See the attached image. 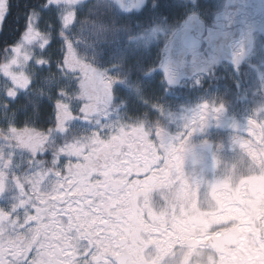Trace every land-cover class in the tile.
Instances as JSON below:
<instances>
[{
	"label": "rangeland",
	"instance_id": "obj_1",
	"mask_svg": "<svg viewBox=\"0 0 264 264\" xmlns=\"http://www.w3.org/2000/svg\"><path fill=\"white\" fill-rule=\"evenodd\" d=\"M73 2L91 8L89 18L78 17L69 31L74 54L79 53L81 59L103 71L121 70L117 51L131 52L142 61L150 58L163 69L162 73L154 74L161 85L158 102L147 95L144 87L127 84V76L119 72L125 78L124 87L134 93L135 100L131 101L145 109L148 119L160 126H156L155 140L149 139L150 133L139 127L101 142L99 149L87 155H83V147L74 145L68 154L82 156L83 162L69 161L64 169V191L57 194V188L48 183L44 201L49 197L74 201L78 205L71 212L75 223L72 220L65 223L75 230L66 228L67 238L62 239V232H51L46 225H41V240L38 244L34 242V246L39 248L43 244L52 254L57 248L67 257L68 264H98L97 258L105 255L104 251L115 255L119 242L123 246L122 239L136 225L139 253L146 258L157 254L177 259L179 247L162 241L164 237L177 240L182 229L191 230V224L185 225L184 220L199 224L205 218L204 213L229 209L234 213L235 223L256 221L250 197H258L260 175H264V121H249L257 113V118L264 119V0H209L212 8L205 10L204 15L181 13L176 20L152 16L122 33L117 31L112 18L104 21V25L93 21L92 9L103 8L119 16L132 15L139 13V0ZM180 2L183 0H177ZM118 3L121 4L119 14L113 7ZM191 16L226 34L223 47L191 60L178 58L171 49L165 54V41L169 38L166 33L181 32ZM162 21L167 22L162 26ZM237 48L244 50L238 58L233 55ZM225 65L237 68L242 76V81L233 84L235 95L229 94V102L225 96L218 99L214 94L184 99L182 89L188 80L203 76L202 73L217 77L215 72ZM164 80L171 83H163V88ZM199 85L197 81L193 90ZM205 103L222 104L224 111L218 120H209L203 130L181 139L179 134L183 132L186 118ZM47 107L51 109L50 104ZM138 110L134 104L130 107L127 96H122L109 116L114 117L113 122L140 119L143 114L132 115V111ZM233 124L238 128L232 127ZM73 129L80 135L86 132L79 124H74ZM195 210L202 216L193 217ZM243 212L248 215L244 217ZM192 231L203 233L204 228L195 227ZM102 260L99 264L112 262L110 258Z\"/></svg>",
	"mask_w": 264,
	"mask_h": 264
},
{
	"label": "snow or ice",
	"instance_id": "obj_2",
	"mask_svg": "<svg viewBox=\"0 0 264 264\" xmlns=\"http://www.w3.org/2000/svg\"><path fill=\"white\" fill-rule=\"evenodd\" d=\"M87 6L73 0H38L21 10L17 3L13 20L22 21V30L11 43L0 46V264H63L43 244L36 248L34 242L40 243L41 225L51 232H62V239L67 238L66 228L75 230L65 223H75L71 212L78 205L74 201L52 197L44 201L45 185L51 183L57 194L62 193L65 165L69 161L83 162L82 156L68 154L74 145L83 147V155H87L99 149L101 142L139 127L155 140L157 121L141 116L113 122L109 112L122 96L135 100L134 93L124 87L125 78L120 71L127 76V84L159 91L161 85L156 83L154 74L163 69L146 58L130 68L103 71L81 59L79 53L74 54L69 31L77 22V13ZM113 7L119 14L121 4ZM12 8V0H0V33L5 31ZM211 8L209 0H139L138 18L171 19L194 12L204 15ZM49 12L59 27L51 21L41 24ZM166 22L162 21V26ZM226 26L230 29V25ZM166 35L169 38L165 41V54L171 49L178 58L186 60L223 47V36L217 30L205 32L194 27ZM243 52L237 48L233 55L238 58ZM223 111L222 104H201L186 118L180 138L203 130L209 120H218ZM258 116L259 113L251 117L249 123L264 121ZM74 124L85 128V134H77ZM232 127L238 128L235 124ZM68 242L71 245L70 239Z\"/></svg>",
	"mask_w": 264,
	"mask_h": 264
},
{
	"label": "flooded vegetation",
	"instance_id": "obj_3",
	"mask_svg": "<svg viewBox=\"0 0 264 264\" xmlns=\"http://www.w3.org/2000/svg\"><path fill=\"white\" fill-rule=\"evenodd\" d=\"M190 22L193 27L186 23L183 29L199 27L201 31L205 32L217 30L207 27L204 23L202 28L199 26V20L195 17ZM260 177L258 197L255 195L250 197L253 200L251 203L252 208L253 205L255 206L253 213L257 216L256 221L246 222L243 225L235 223L234 213L229 209H215L212 214L204 213L205 218L202 217L199 224L184 220L185 225L191 224V230L182 229L185 232H180L177 240H169L164 237L162 241V244L171 242L179 247L180 255L177 259L175 257H163L162 255L159 257L157 254L148 255L149 258H146L141 252L139 253L137 249V247H140L137 244L139 238H136L138 230L136 225L135 227L131 226L132 231L125 239H122L124 241L123 246L119 242L115 255L113 256L104 251L105 255H100L97 258V263L103 261L102 259L107 261L110 258L111 264H264V175H260ZM245 183L248 185L247 182ZM257 206H259L258 209H256ZM242 214H244V217L248 215L246 212ZM192 216L202 215L195 210L192 211ZM195 227H203L204 232L192 231ZM246 229L249 230L248 233L245 231ZM224 236H234L236 244L224 247L222 250L211 247L210 242ZM57 257L63 261V264H68L64 261L60 251Z\"/></svg>",
	"mask_w": 264,
	"mask_h": 264
},
{
	"label": "trees",
	"instance_id": "obj_4",
	"mask_svg": "<svg viewBox=\"0 0 264 264\" xmlns=\"http://www.w3.org/2000/svg\"><path fill=\"white\" fill-rule=\"evenodd\" d=\"M17 3L20 6V9L22 10L25 5H35L38 3V0H12V12L10 13V16L8 18V20L5 23V31L4 33H0V46H2V44L4 42L7 43H11L18 35H19V31L22 30V21L20 20H13V17H15L17 15V8L16 5ZM91 8H89V6L84 7L82 11L77 13V18H81V20L85 19V18H89L87 14H89V10ZM91 14H93L92 16V20L93 21H99L101 24L104 25V21L105 22H109L112 18L113 24H115L118 29L117 31L122 33V30H126V29H131L135 27V25L137 24H142L143 22L148 21V19L150 17L144 18V19H139V13H135L132 15H126V16H119V15H113L110 14L109 12H107L105 9L103 8H99V9H92ZM179 15H174L172 16L171 19L168 20H176ZM156 17V16H154ZM166 18V17H164ZM51 21L54 25H56V27H59L55 16L49 12L47 14L44 15L43 19H42V25L45 24L46 22ZM106 25V24H105ZM224 39V38H223ZM59 46V45H58ZM118 53H116L118 59H120V64H121V70L125 67L128 66L129 68L136 63H140L142 62V60L140 59L141 57H139L138 55L135 56L133 55V53L128 52V53H120L119 51H117ZM225 65V69L223 68L221 71H219L218 73L215 72V74H217V77L212 76V73H202L203 76H199V77H194L191 78L190 80H188L186 82V84L184 85V88L182 89V91H185L184 94V99L185 100H191V99H195V97L197 95H199L200 98H202V95H216V97L223 99L225 96V101L229 102L231 96L229 95L230 93L233 94V96L235 95L233 88L234 85L237 83V80H241V75H239V71L238 69H234L231 65H229L231 67V69ZM156 79V78H155ZM199 81L200 85L196 88L193 87L196 84V82ZM156 83H160L158 80L156 81ZM190 83V85H189ZM163 84V82H162ZM234 84V85H233ZM182 85V83L180 84ZM164 84H163V88H164ZM147 92V95L149 97H151L152 99H154L155 101L157 100V102L159 101L160 95H157V92L159 91H155L151 88H145ZM218 98V99H219ZM166 101H171L170 99ZM134 104V107L138 108L139 110L137 112L132 111V115H142L145 116L146 118H150L145 109H142V107H137V105H135V103H133L130 100V107ZM47 110L50 111L49 107H47ZM143 110V111H140ZM44 121L41 120V123H43Z\"/></svg>",
	"mask_w": 264,
	"mask_h": 264
},
{
	"label": "water",
	"instance_id": "obj_5",
	"mask_svg": "<svg viewBox=\"0 0 264 264\" xmlns=\"http://www.w3.org/2000/svg\"><path fill=\"white\" fill-rule=\"evenodd\" d=\"M191 25V24H190ZM224 236L223 238L220 239H215L212 242H210L211 247L216 248L218 250H222V248L227 247V246H233L236 244V239L234 240V236ZM123 242L120 243L122 245ZM54 255H58V251L55 249L54 250Z\"/></svg>",
	"mask_w": 264,
	"mask_h": 264
}]
</instances>
